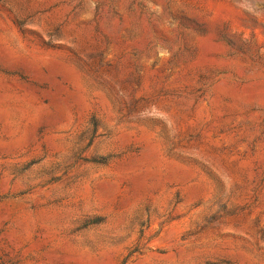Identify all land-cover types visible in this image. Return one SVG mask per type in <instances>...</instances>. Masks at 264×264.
Listing matches in <instances>:
<instances>
[{
  "label": "rangeland",
  "instance_id": "1",
  "mask_svg": "<svg viewBox=\"0 0 264 264\" xmlns=\"http://www.w3.org/2000/svg\"><path fill=\"white\" fill-rule=\"evenodd\" d=\"M0 264H264V0H0Z\"/></svg>",
  "mask_w": 264,
  "mask_h": 264
}]
</instances>
